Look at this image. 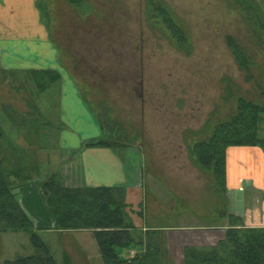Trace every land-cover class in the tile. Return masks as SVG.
Here are the masks:
<instances>
[{
    "label": "rangeland",
    "instance_id": "374dc122",
    "mask_svg": "<svg viewBox=\"0 0 264 264\" xmlns=\"http://www.w3.org/2000/svg\"><path fill=\"white\" fill-rule=\"evenodd\" d=\"M84 1L83 10H77L66 0H43L49 23L43 16L40 23L97 128L106 111L127 137V146L117 151L123 157L126 151L132 153L142 182L129 194L122 192L125 212L138 230H160L166 239L162 259L182 264L184 247L217 243L227 221L218 216L222 196L210 172L196 162L194 144L207 140L217 123L228 120L239 98L264 108V0H160L187 37L181 49L169 39L162 17L149 11L146 15L145 0ZM227 38L240 48L245 64L235 62ZM13 69L12 76L0 72V163L7 150L8 164L12 147H18V155L39 171L14 190L16 200L57 264H63V256L70 264H102L91 232L52 230L41 181L57 170L66 187L93 186L82 183L78 163L67 162L72 152L61 144L59 130L65 127L58 97L36 100L33 86L16 73L21 68ZM29 99L47 121L39 141L30 145L1 112L5 107L11 115L25 113ZM102 131L97 139L106 129ZM258 135L264 141V115ZM33 253L25 233H0V264Z\"/></svg>",
    "mask_w": 264,
    "mask_h": 264
},
{
    "label": "trees",
    "instance_id": "16d2710c",
    "mask_svg": "<svg viewBox=\"0 0 264 264\" xmlns=\"http://www.w3.org/2000/svg\"><path fill=\"white\" fill-rule=\"evenodd\" d=\"M145 1L146 15L149 11L162 17V24L170 34L169 39L180 49L186 46L187 37L183 29L169 14V10L163 8L160 0ZM66 2L77 10H83L85 3L84 0H66ZM35 5L40 21L42 22L41 17L43 16L48 25L47 3L43 0H36ZM246 11L248 13V9ZM148 21L152 22L150 19ZM152 23L155 24V22ZM227 42L235 62L240 66L245 64L243 53L237 44L231 38H227ZM245 68L242 66L248 74ZM0 72L2 75L12 76L14 70L1 68ZM18 72L23 74V81L26 84L33 86L36 100L44 95L58 97L61 74L57 70L16 71ZM247 78L251 79L249 75ZM33 101L35 100L26 101L29 110L25 113L11 115L5 107L1 111L6 122H9L16 132L24 133L22 135L28 145L32 141H39L40 133L43 132L42 127L47 125L39 107ZM49 103L54 109L55 102L52 98H49ZM103 112L99 121L101 124L98 122L101 134L102 128L106 129L103 137L89 140L85 146L116 150L125 148L127 145L124 142H127V137L123 134L120 124L116 119H111L106 111ZM262 115H264L262 106L239 98L234 113L228 120L217 123L207 140L193 146L192 153L196 162L204 170L210 172L214 187L222 196L223 209L219 212V217L226 216L224 211L226 149L231 146H264V141L258 135ZM115 124L118 128L113 129ZM120 131L124 137L118 134ZM3 137L0 126V140ZM12 149L14 152H12L11 161L8 164L4 163L7 162L8 151L6 150L0 163V233H25L29 237L34 253L13 260H5L3 264H57L14 194L15 189L22 188L32 181V173L36 176L39 171L35 164L26 162L21 155H18L21 151L18 147H12ZM1 150L3 152V149ZM75 174L76 172H73L72 176L75 177ZM40 188L53 220L52 230L55 232H91L102 264H168L160 255L161 245L166 243L165 235L160 237V230L153 229L142 232L134 226L125 212L123 188L66 187L62 184L57 172L50 173L41 181ZM227 221L224 238L215 245L184 247L182 264H264V228L245 227L241 219L231 215L227 216ZM63 257V264H70L68 259Z\"/></svg>",
    "mask_w": 264,
    "mask_h": 264
},
{
    "label": "crops",
    "instance_id": "0c3cea01",
    "mask_svg": "<svg viewBox=\"0 0 264 264\" xmlns=\"http://www.w3.org/2000/svg\"><path fill=\"white\" fill-rule=\"evenodd\" d=\"M35 3L36 0H0V67L5 70H58L61 74L58 102L65 127L60 131L61 144L72 152L67 162L80 165L84 186L120 187L126 194L135 191L141 186L142 176L130 151L123 157L114 149L85 146L87 141L97 139L101 131L47 41L48 33L40 23ZM60 178L63 183V175L60 174ZM225 187L226 216L220 219L224 221L231 215L241 219L245 227L264 228V146L226 149ZM26 195L27 200L33 202L31 194ZM33 196L36 195L33 193ZM226 225L227 221L222 229L226 230ZM222 232L219 240L224 238L225 231Z\"/></svg>",
    "mask_w": 264,
    "mask_h": 264
}]
</instances>
